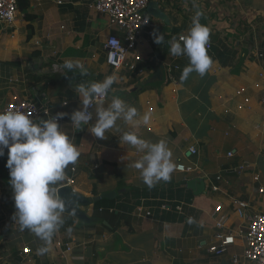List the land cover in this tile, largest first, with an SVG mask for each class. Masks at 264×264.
<instances>
[{
    "label": "crops",
    "instance_id": "obj_1",
    "mask_svg": "<svg viewBox=\"0 0 264 264\" xmlns=\"http://www.w3.org/2000/svg\"><path fill=\"white\" fill-rule=\"evenodd\" d=\"M25 1L26 10L18 7L16 21L0 27V111L14 96L41 103L44 94L52 113L70 114L80 107L78 84L115 73L118 79L105 105L119 97L136 107L138 118L149 113L150 119L138 127L117 121L121 131L109 130L104 139L88 130L94 120L79 130H73L68 116L58 121L80 156L65 169V179L57 188L71 176V188L86 196L114 191V197L107 199H115L110 210L116 216L104 213V205L83 208L100 218L96 222H79L63 213L64 224L44 254H37L43 242L30 231H19L12 220L15 206L5 149L0 156V264H253L242 258L232 262L233 254H240L238 247L229 246L220 256L207 248L217 232H234L243 223L234 211L235 200L245 201L248 213L261 206L250 170L236 174L225 169L248 160L264 185V105L260 102L264 96V0H150L157 2L168 21L150 15L165 43L157 45L153 36L148 42L143 34L134 51L142 57V74L107 65L104 44L117 30L95 11L94 0ZM197 10L204 13L200 23L211 30L209 44L220 42L233 54L214 55L204 76L193 72L183 82L173 81L167 68L184 63L187 56L171 55L168 42L187 35ZM25 13L31 18L26 19ZM243 31L248 33L246 42L239 39ZM256 46L261 59L252 51ZM66 59L79 60L87 74L65 72L61 65ZM157 69L160 75L154 80ZM241 87L247 103L236 94ZM123 132L152 142L165 139L175 165L190 170L175 167L169 181L148 188L131 167L142 153L119 139ZM191 148L196 152L191 153ZM229 151L233 156L227 155ZM196 176L205 183L200 194L186 185ZM218 204L227 217L223 228L215 225ZM24 247L31 252L23 253Z\"/></svg>",
    "mask_w": 264,
    "mask_h": 264
},
{
    "label": "clouds",
    "instance_id": "obj_2",
    "mask_svg": "<svg viewBox=\"0 0 264 264\" xmlns=\"http://www.w3.org/2000/svg\"><path fill=\"white\" fill-rule=\"evenodd\" d=\"M203 15L197 10L187 35L179 39L174 37L168 42L171 55L187 56L189 61L181 72V82L193 72L204 76L212 65L207 51L211 30L200 23ZM143 22L146 24L148 20ZM151 35L157 45L165 43L159 31L154 30ZM61 67L65 72L78 70L81 75L87 74V68L79 60L66 59ZM117 79L113 73L103 80L78 84L75 92L80 107L70 114L57 112L54 117L36 121L19 109L0 111V156H4L7 149L5 166L9 169L15 206L12 220L19 231H30L43 242L44 246L38 247L37 254L48 251L47 245L64 224L62 214L66 211V203L58 194L57 185L64 181L65 169L75 164L80 156L58 121L68 116L73 130H79L94 120L88 130L100 139L106 138L105 133L109 130L121 131L117 121L137 127L149 123V113L138 118L136 107L119 97H112L105 105L104 100ZM119 139L142 153L131 167L138 171L139 178L148 188L171 179L176 165L165 139L152 142L133 132H123ZM188 222L193 221L190 218Z\"/></svg>",
    "mask_w": 264,
    "mask_h": 264
},
{
    "label": "built area",
    "instance_id": "obj_3",
    "mask_svg": "<svg viewBox=\"0 0 264 264\" xmlns=\"http://www.w3.org/2000/svg\"><path fill=\"white\" fill-rule=\"evenodd\" d=\"M150 0H94L93 8L103 16H106L110 27H115L116 32L111 33L105 41L104 49L106 55V63L113 70L127 68L130 71L144 73V69L140 65L142 57L134 51L146 34L147 41L150 42L154 31V22L151 16L145 13L146 6ZM17 0H0V26H9L14 23L18 16ZM147 19L145 24L143 21ZM181 36H179L180 38ZM211 48L208 44L207 49ZM260 53L258 57H262ZM171 66V65H170ZM173 67V68H172ZM167 68V76L171 80L176 79L172 76L173 69L178 66ZM245 88L241 87L236 92L237 95L243 97ZM43 102L38 103L31 98L20 99L14 96L12 100L5 105L1 111L22 110L31 115L33 120L49 119L54 117L49 100L43 94ZM249 98L243 97V102L247 103ZM260 102L264 105V96ZM238 108H242L238 106ZM93 109L90 108V111ZM191 153H195V148L190 149ZM233 152L229 151L228 156H233ZM177 170L189 171L190 167L177 163ZM74 170V169H73ZM250 170L251 176L256 185V192L260 198V209L254 213H248L246 210L249 205L243 200H235L233 203L235 213L243 220L238 228L232 232H217L214 235V242L209 244L207 251L210 254L220 256L224 254L229 246L240 248V254H233L232 262L237 263L239 258L252 262L253 264H264V185L260 182V174L255 170L254 165L243 160L233 168L225 169L226 172H235L236 174ZM219 178V177H217ZM73 183V177L67 178V184ZM213 190H218L216 185L212 186ZM221 205L218 204L214 211L218 213L215 225L223 228L226 221V215L221 211ZM149 215V213H147ZM1 235V229H0ZM67 250L70 246H66ZM29 247L23 248V253H30Z\"/></svg>",
    "mask_w": 264,
    "mask_h": 264
},
{
    "label": "water",
    "instance_id": "obj_4",
    "mask_svg": "<svg viewBox=\"0 0 264 264\" xmlns=\"http://www.w3.org/2000/svg\"><path fill=\"white\" fill-rule=\"evenodd\" d=\"M145 13L158 18L160 20L168 21L165 14L158 8L156 1H149L146 6ZM160 69H157L155 78H159ZM188 188L192 189L194 194L203 192L205 183L201 177H192L186 181ZM58 194L64 199L66 203V211L64 213L74 216L79 222L89 223L99 221L100 218L92 217L83 210V208L93 205L94 202L101 198H112L116 194L114 191L103 192L96 196H86L71 188L69 184H64L58 187Z\"/></svg>",
    "mask_w": 264,
    "mask_h": 264
},
{
    "label": "trees",
    "instance_id": "obj_5",
    "mask_svg": "<svg viewBox=\"0 0 264 264\" xmlns=\"http://www.w3.org/2000/svg\"><path fill=\"white\" fill-rule=\"evenodd\" d=\"M17 1H18V7H19V9L22 10V11H25L26 10L25 8L27 6V2L25 0H17ZM25 17H26V19H30L31 18L27 13H25ZM180 31H181V28L175 29L174 30L175 35H177ZM165 39L167 40V37H165ZM220 46H221V49H220ZM207 51H208V55L211 58H214V55H217V54L220 55V53H222V54H229V53H232L233 52L230 48H228L226 45H223L220 42L216 43L214 46H211V48L209 50L207 49ZM188 63H189L188 58H185L184 63L178 64L177 65L178 66L177 69H173L172 74L174 75L176 81H180L181 72H182L183 68L188 65ZM153 79L155 80L157 78L154 77ZM7 180H8L7 179V176H5V174H2V181L3 182H7ZM94 193H96L95 190H94ZM114 201H115V199L101 198L98 201H96V202L93 203V207L98 208V207L104 205V207H105L103 209V212L104 213L109 212L112 216H116L114 214V210L113 209L110 210L112 207H114Z\"/></svg>",
    "mask_w": 264,
    "mask_h": 264
},
{
    "label": "rangeland",
    "instance_id": "obj_6",
    "mask_svg": "<svg viewBox=\"0 0 264 264\" xmlns=\"http://www.w3.org/2000/svg\"><path fill=\"white\" fill-rule=\"evenodd\" d=\"M0 27H2V26H0ZM113 29H116V28L113 27ZM244 33H246V32L243 31V32L241 33L242 35L239 37V39L242 40L243 42H246V41L248 40V35H247L248 33H246V34H244ZM252 51L254 52L255 57H258L259 54H260L259 52H261L257 46L254 47ZM258 58H259V57H258ZM261 58H262V57H261ZM261 58H259V59H261ZM260 97H261V95H260Z\"/></svg>",
    "mask_w": 264,
    "mask_h": 264
}]
</instances>
